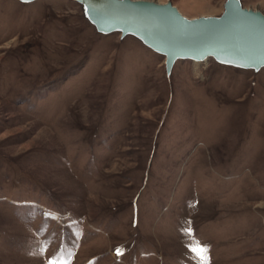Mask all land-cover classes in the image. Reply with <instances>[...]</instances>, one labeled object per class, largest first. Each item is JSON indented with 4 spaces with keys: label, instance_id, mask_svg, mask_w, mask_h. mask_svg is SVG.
Returning a JSON list of instances; mask_svg holds the SVG:
<instances>
[{
    "label": "rangeland",
    "instance_id": "rangeland-1",
    "mask_svg": "<svg viewBox=\"0 0 264 264\" xmlns=\"http://www.w3.org/2000/svg\"><path fill=\"white\" fill-rule=\"evenodd\" d=\"M196 242L209 264H264V66L166 74L75 1L0 0V264H198Z\"/></svg>",
    "mask_w": 264,
    "mask_h": 264
},
{
    "label": "water",
    "instance_id": "water-1",
    "mask_svg": "<svg viewBox=\"0 0 264 264\" xmlns=\"http://www.w3.org/2000/svg\"><path fill=\"white\" fill-rule=\"evenodd\" d=\"M72 1L96 32L131 35L163 57L166 74L176 59L213 58L254 71L264 66V14L243 7L240 0H224L218 15L195 17L182 15L169 0Z\"/></svg>",
    "mask_w": 264,
    "mask_h": 264
},
{
    "label": "snow or ice",
    "instance_id": "snow-or-ice-1",
    "mask_svg": "<svg viewBox=\"0 0 264 264\" xmlns=\"http://www.w3.org/2000/svg\"><path fill=\"white\" fill-rule=\"evenodd\" d=\"M190 234L191 230H187ZM118 251V254H120V251ZM191 251L196 254V257L198 259V264H209V259L207 256V248L200 244L199 242H196L194 246L191 247ZM49 264H71L70 261H66L63 259V257H58L57 259L50 260Z\"/></svg>",
    "mask_w": 264,
    "mask_h": 264
}]
</instances>
